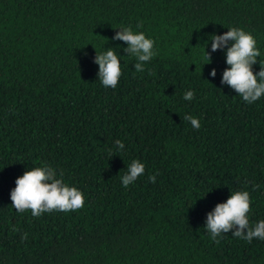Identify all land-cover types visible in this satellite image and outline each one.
Listing matches in <instances>:
<instances>
[{"label":"trees","instance_id":"1","mask_svg":"<svg viewBox=\"0 0 264 264\" xmlns=\"http://www.w3.org/2000/svg\"><path fill=\"white\" fill-rule=\"evenodd\" d=\"M128 26L154 40L143 72L112 39ZM232 27L256 39L259 72L264 0H0V264H264V240L232 229L217 243L205 227L234 191L249 192L250 224L264 220V95L249 104L221 83L227 46L209 39ZM109 48L115 89L95 62ZM133 160L145 171L125 188ZM45 165L83 208L12 206L16 178Z\"/></svg>","mask_w":264,"mask_h":264},{"label":"clouds","instance_id":"2","mask_svg":"<svg viewBox=\"0 0 264 264\" xmlns=\"http://www.w3.org/2000/svg\"><path fill=\"white\" fill-rule=\"evenodd\" d=\"M141 26L137 25V27ZM228 29L222 35L212 34L209 37L213 52L227 46L226 63L229 67L224 69L221 83L229 85L245 102L252 104L264 95V62L259 60L261 65L259 72L253 71V65L257 63L261 52L251 33L242 28ZM112 39L127 42L125 51L136 58L137 63L134 67L137 72H143L144 63L156 55L154 40L146 37L143 32H134L130 26L116 32ZM205 59L206 63H211V54L206 51V46ZM95 62L99 65L98 78L103 86L115 89L122 74L117 52L112 48L102 53L97 52ZM210 75L213 77L216 75L215 68L211 70ZM194 98V91L184 93V100L192 101ZM183 119L190 121L195 129L201 127L200 121L191 115H185ZM116 146L117 150L124 148L120 140L116 141ZM144 171V164L139 160H133L128 165L127 173L122 177L123 186L127 188L144 174ZM149 180L155 183L156 175H150ZM15 183L10 198L12 206L18 212L23 213L30 209L33 217H39L54 210L67 213L84 207L83 193L76 187L64 183L62 177L58 178L55 169L51 166L45 165L26 170L23 175L16 178ZM249 212V192H231L226 202L218 203L214 210L207 214L205 227L210 238L218 243L217 237L235 229L232 235L245 242L250 243L254 238L264 240V220L254 225L250 224ZM22 239H27V234H24Z\"/></svg>","mask_w":264,"mask_h":264}]
</instances>
